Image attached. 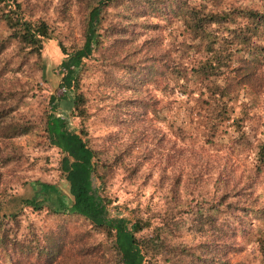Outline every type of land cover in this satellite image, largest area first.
<instances>
[{
    "label": "trees",
    "instance_id": "16d2710c",
    "mask_svg": "<svg viewBox=\"0 0 264 264\" xmlns=\"http://www.w3.org/2000/svg\"><path fill=\"white\" fill-rule=\"evenodd\" d=\"M248 1L234 9L220 8L214 0L176 7L179 27L194 40L198 54L190 56L184 39L175 46L180 53L176 60L168 63L167 55L154 56L160 66L168 65L164 71L173 82L172 89L180 88L182 93L193 95L194 89L188 87L192 81L196 89L200 87L201 93H207L206 97L223 99L228 95L225 84H209V79L225 73L223 69L229 67L235 52L242 48H252L257 55H264V46L256 47L252 37L264 31V0L261 8L248 5ZM129 2L133 3L129 7L132 21L140 16V2L145 7L152 5V0H0V72L13 73L9 87L0 86V166L9 173L0 181V263L10 256L11 264H110V260L114 264H149L150 246L163 243L169 236L164 225H173L164 224L158 215L166 212L177 219L190 213L196 220L200 213L176 194L181 181L177 176L172 178L171 185L163 184L162 190H157V185L150 186L149 192L128 206L132 193L127 187L131 183L144 187L154 171L156 179L164 177L157 169L164 140L155 138L154 128L127 135L124 131L125 139L116 142L113 134L98 137L83 123L90 115L94 116V125L105 123L110 127V122H114L123 131L121 125L130 116V104L133 108L139 104V100L125 97L108 106L106 114L101 109L87 111L93 95L99 96V86L106 85L103 75L110 68L116 69L113 58L100 57L102 41L112 35L107 15L114 7H126ZM50 11L54 19L65 25L61 29L66 30L68 44L60 40L56 27L45 17ZM73 11L78 16L77 38L69 22ZM156 25L140 22L142 28ZM229 30H233L232 39L226 33ZM54 48L59 54L52 56L54 63L48 64L44 52L51 53ZM148 49L158 51L156 45L148 44ZM142 54V48H136L114 58L122 69L132 73L145 59ZM49 72L56 76L53 89ZM243 72L245 76L246 70ZM26 73L34 78L24 80ZM112 82L115 86L123 85L118 79H110L109 84ZM202 85L205 87L201 89ZM45 86L48 93L40 110H23V98L35 96ZM143 101L146 107L154 108V101ZM217 106L208 113L210 128L228 117L223 100ZM25 113L30 116L25 117ZM97 113L106 117L100 118ZM75 117L80 118L78 123L74 122ZM157 120L165 122L164 116ZM167 125L170 132L179 129L172 120ZM7 129L21 135L42 134L47 145L56 149V160L52 161L48 153L13 147V143L6 147V140L15 136L9 131L6 134ZM98 140L108 146L97 145ZM135 146L139 150L134 153ZM109 153L111 156H107ZM263 161L264 138L256 151L257 170ZM44 173L53 179L42 178ZM122 188L124 199L119 198ZM145 208L148 212L142 215ZM35 219H43L42 226L36 227ZM187 235L191 237L192 233ZM255 243L261 254L259 263L264 264V230L256 233ZM185 252L194 250L185 248Z\"/></svg>",
    "mask_w": 264,
    "mask_h": 264
},
{
    "label": "rangeland",
    "instance_id": "374dc122",
    "mask_svg": "<svg viewBox=\"0 0 264 264\" xmlns=\"http://www.w3.org/2000/svg\"><path fill=\"white\" fill-rule=\"evenodd\" d=\"M210 1L152 0L149 7L140 2L142 7L138 11L140 16L136 21L129 20V7L133 4L129 2L126 7L123 5L114 7L106 19L112 35H108L102 41L101 47L104 49L101 50L100 57L113 58L116 69L110 68L103 75L106 85L99 86V96L93 95L91 100L94 101L88 102L87 111L101 109L102 113L106 114L108 106L125 97H130L134 101L139 100V104L136 108L130 104V116H126L121 125L123 131L114 122H110V127L105 126V123L101 126L94 125L92 123L94 116L90 115L83 119V123L90 127L94 134H99L98 137L113 134L116 142L125 139L124 131L127 135L145 128H154L155 138L164 140L157 161L159 168H162L157 169L164 177L156 179L157 173L154 171L152 178L144 187L136 182L131 183L127 187L132 193L127 201L128 206L135 203L134 199H139L149 192L150 186L157 185V190H162L163 184L171 185L172 178L177 176L181 181L176 186V194L189 201L187 206L192 210L200 212L196 220L190 213L177 219L166 212L158 215L161 222L164 224L171 222L173 225L169 228L164 225L169 236L165 237L163 243L150 246L147 259L149 264H183L184 260H187L186 264H260L261 254L257 251L255 238L258 231L264 230V161L257 170L256 151L264 138V55H257L252 48L247 47L235 52L229 67L223 69L225 73L209 79V84L213 82L225 84L228 95L219 100L206 97L207 93H201L200 87L196 89L192 81L188 83V87L194 89L193 95L182 93L180 88L172 89L173 82L165 74L168 65L160 66L159 59L154 57L159 54L167 55L165 60L168 63L176 60L180 53L175 46L184 39L190 47V56H197L198 52L193 47L194 40L189 39V35L182 32L179 27L175 15L176 7L202 5L204 2L209 4ZM214 3L220 8L234 9L246 3V0H214ZM249 4L261 8L262 1L250 0ZM75 11L79 13V9ZM75 11L73 19L70 18L69 22L77 38L78 16ZM45 17L56 27L55 31L59 33L60 40L68 44L64 35L66 30L61 29L65 25L54 19L51 11L46 13ZM142 21L158 25L142 28L140 27ZM232 31H226L231 39ZM252 37L256 47L264 46V31ZM148 44L156 45L158 51L148 49ZM136 48H142L145 59L141 61L137 70L129 73L120 67L114 56H125L127 52ZM57 54L59 53L56 48L51 53L44 52L46 63H54L52 56ZM244 69L247 73L242 76ZM12 77V72L2 70L0 86L7 89L8 80ZM22 77L31 81L34 75L26 73ZM48 77L51 79L50 89H53L56 76L49 72ZM112 78L120 80L123 85L115 86L114 82L109 84ZM204 85L201 89L205 87ZM47 90L45 86L41 91H36L35 96L32 94L25 96L22 101L23 110L37 113L48 93ZM143 100L154 101L155 110L153 107H146ZM222 100L227 107L228 117L219 121L215 128H210L207 124L209 110L217 108V104ZM2 101L0 98V107ZM203 102H207V105ZM103 114L96 115L100 118L106 117ZM24 115L30 116L27 113ZM162 116L165 118L164 123L157 120ZM79 120V117H75L74 122L78 123ZM170 120L179 128L177 132H170L167 125V121ZM9 129L6 130V134L9 131L15 136L6 140L8 142L6 147L13 143V147L34 150L37 154L48 153L52 161L56 160V149L47 145L42 134L31 136L26 132L21 135ZM152 142L150 141V144H153ZM96 144L108 146L107 142L101 140ZM138 150L137 146L133 148L134 153ZM107 156H111L110 153ZM6 177H9V173L0 166V181ZM41 177L53 179L46 173ZM124 191L123 188L119 191L120 199L125 198ZM146 210L148 212V209H142V215ZM129 215L132 217L131 213ZM35 220L36 227L42 226L43 219ZM189 232L192 233L191 237L187 235ZM163 234L164 232L162 236ZM105 247L107 248V245ZM185 248L193 249L194 252L186 253ZM0 264H11L10 256ZM110 264L114 262L110 260Z\"/></svg>",
    "mask_w": 264,
    "mask_h": 264
}]
</instances>
